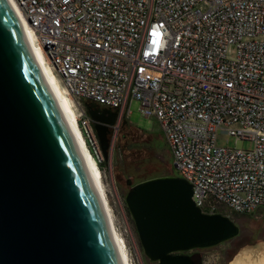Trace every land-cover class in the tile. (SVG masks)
I'll list each match as a JSON object with an SVG mask.
<instances>
[{
  "label": "built area",
  "instance_id": "1",
  "mask_svg": "<svg viewBox=\"0 0 264 264\" xmlns=\"http://www.w3.org/2000/svg\"><path fill=\"white\" fill-rule=\"evenodd\" d=\"M9 1L71 97L93 159L79 100L111 109L112 132L136 100L200 213L264 207V0ZM219 132L252 148L217 146Z\"/></svg>",
  "mask_w": 264,
  "mask_h": 264
},
{
  "label": "water",
  "instance_id": "2",
  "mask_svg": "<svg viewBox=\"0 0 264 264\" xmlns=\"http://www.w3.org/2000/svg\"><path fill=\"white\" fill-rule=\"evenodd\" d=\"M92 106L85 109L104 152L106 125L115 113L105 119ZM123 200L143 254L156 264H199L173 252L216 244L237 231L225 215L200 213L190 185L171 175L132 185ZM261 245L240 247L227 264ZM0 264H124L77 144L8 0H0Z\"/></svg>",
  "mask_w": 264,
  "mask_h": 264
},
{
  "label": "rangeland",
  "instance_id": "3",
  "mask_svg": "<svg viewBox=\"0 0 264 264\" xmlns=\"http://www.w3.org/2000/svg\"><path fill=\"white\" fill-rule=\"evenodd\" d=\"M53 73L59 80V77L54 71ZM79 102L84 107L90 104L82 99ZM138 107V101H130L128 106L129 113L120 121L116 132H112L111 129L105 132L106 145L104 152L98 142V154L101 156V160H99L100 165H97L96 159L94 161L101 175L102 185L107 196L111 214L113 215L114 226L124 242L130 264H152L143 254L138 244L132 221L119 193V186L122 187L125 179H129L131 182L137 181L131 168L133 165L131 162L132 154H138V151L143 152L142 149L146 148L148 143L163 158L162 164L165 168L166 175L180 177L170 163L169 150L162 137L157 121L153 116L145 117L141 115ZM92 132L97 139L93 126ZM113 134V140L110 141V137ZM84 139L88 140L87 137H84ZM214 139L215 145L221 147L234 148L238 145L243 150L252 148V142L242 140L237 143L235 137L222 132L216 133ZM222 215L227 216L230 220L241 226L243 225L240 227L242 232L247 231L255 234L259 238H264V207L257 208L247 214H234L224 208ZM258 242L260 241L257 240L249 244H243L239 248ZM236 244V242L232 243V241L222 242L202 250L201 256L203 264H225L239 249L234 250Z\"/></svg>",
  "mask_w": 264,
  "mask_h": 264
},
{
  "label": "bare ground",
  "instance_id": "4",
  "mask_svg": "<svg viewBox=\"0 0 264 264\" xmlns=\"http://www.w3.org/2000/svg\"><path fill=\"white\" fill-rule=\"evenodd\" d=\"M10 4L14 12L16 13V10L13 7L11 2ZM19 21L23 28V31L27 39V42L30 46V49L63 114V117L80 151V154L86 166L87 172L96 188V191L102 203L107 221L113 231L114 240L117 244L118 252L120 256L122 257V261L124 264H130L128 254L124 246V242L121 236L118 234L114 226V223H113V219H112L113 215L111 214L107 196H106V193L102 185L100 172L96 168V164L94 161L95 158L93 159V157L88 152L83 134L77 126L76 112L74 109L73 101L71 97L65 92L59 80L55 77L53 71L51 70V67L49 66L48 61L44 57L41 47L38 45V43L35 42L36 38L33 34L32 29L28 26V24L22 18L19 17ZM263 249H264V245H261V246H258L256 249H250V250L244 251L240 255H238L234 260H232L229 264H264V252L261 251Z\"/></svg>",
  "mask_w": 264,
  "mask_h": 264
},
{
  "label": "flooded vegetation",
  "instance_id": "5",
  "mask_svg": "<svg viewBox=\"0 0 264 264\" xmlns=\"http://www.w3.org/2000/svg\"><path fill=\"white\" fill-rule=\"evenodd\" d=\"M90 110L92 112L95 111L96 112L95 113L96 115L98 114L100 117L105 118V119L109 118V115L111 113H113V111L111 109L104 108V107H100V106H97L96 104H94V106L90 107ZM96 110H98V112ZM92 125H93V122H92ZM107 130H108V128H107ZM138 182H140V181L131 182L129 179H125L123 181L122 187L119 186V193L121 195L123 204H124V200H123L124 194L129 190V188L132 185H134V184H136ZM124 207H125V204H124ZM125 209H126V207H125ZM126 211H127V209H126ZM127 213H128V211H127ZM128 215H129V213H128ZM129 217H130V215H129ZM232 222L237 227L236 234L233 235L232 237L228 238L227 240L222 241V242H228V241H232V243L233 242H236L237 244L235 245L236 247H235L234 250H236L237 248H239V246H241L243 244H249V243H252V242L257 241V240H259L260 242H264V238H259L255 234H251L250 232H247V231L242 232L241 229H240V227H242L243 225L241 226L240 224H238V223H236L234 221H232ZM132 224H133V222H132ZM133 228H134V225H133ZM134 231H135V228H134ZM135 234H136V232H135ZM136 237H137V234H136ZM137 240H138V238H137ZM222 242H219V243H222ZM219 243L211 244V245H207V246H196V247H193V248L188 249V250H185V251H175V252H173V254L186 255V256L190 257L191 260L195 261V263L203 264V260H202V256H201V251L202 250H205V249H208L210 247H213V246H215V245H217ZM138 244H139V241H138ZM139 246H140V244H139ZM140 248H141V246H140ZM261 251L264 252V249L261 250ZM150 262L152 264H156V261H150ZM226 262H225V264H226Z\"/></svg>",
  "mask_w": 264,
  "mask_h": 264
},
{
  "label": "trees",
  "instance_id": "6",
  "mask_svg": "<svg viewBox=\"0 0 264 264\" xmlns=\"http://www.w3.org/2000/svg\"><path fill=\"white\" fill-rule=\"evenodd\" d=\"M106 140V139H105ZM86 145L88 144L85 139ZM88 150L91 153V149L88 146ZM143 152L138 151V154H132V173L137 181H142L145 179L164 176L166 175L165 168L163 166V158L154 151V149L148 145L146 148L142 149ZM142 153V154H141ZM145 153V154H143ZM100 165V162H97Z\"/></svg>",
  "mask_w": 264,
  "mask_h": 264
}]
</instances>
